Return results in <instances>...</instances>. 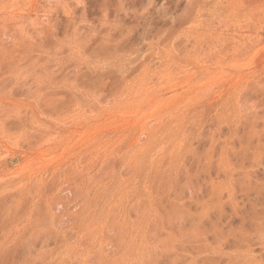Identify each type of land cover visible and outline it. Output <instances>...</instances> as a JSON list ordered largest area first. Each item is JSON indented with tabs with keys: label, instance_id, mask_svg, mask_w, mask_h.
<instances>
[{
	"label": "rangeland",
	"instance_id": "374dc122",
	"mask_svg": "<svg viewBox=\"0 0 264 264\" xmlns=\"http://www.w3.org/2000/svg\"><path fill=\"white\" fill-rule=\"evenodd\" d=\"M0 264H264V0H0Z\"/></svg>",
	"mask_w": 264,
	"mask_h": 264
}]
</instances>
